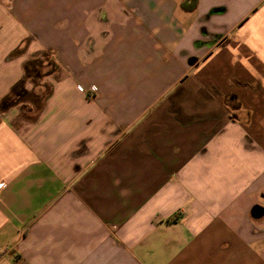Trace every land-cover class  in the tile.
<instances>
[{
	"label": "crops",
	"instance_id": "1",
	"mask_svg": "<svg viewBox=\"0 0 264 264\" xmlns=\"http://www.w3.org/2000/svg\"><path fill=\"white\" fill-rule=\"evenodd\" d=\"M185 1L0 0V264H264V0Z\"/></svg>",
	"mask_w": 264,
	"mask_h": 264
},
{
	"label": "trees",
	"instance_id": "2",
	"mask_svg": "<svg viewBox=\"0 0 264 264\" xmlns=\"http://www.w3.org/2000/svg\"><path fill=\"white\" fill-rule=\"evenodd\" d=\"M197 3H198V0H186L182 4L181 8L184 11L191 12V11L196 9ZM42 58H41V60H40V58L30 60L26 64V66H25V79L22 82H20V84L16 88V91L23 88V84H24L25 80L34 81V79L43 78L44 76H47V75H50V74L56 72L57 65H55V63L52 60H50L49 53H46V52L42 53ZM14 94H15V92L10 93L1 101V103H0L1 109H7L10 106H12L18 102L16 100L17 102L14 101V102L10 103V100L13 98ZM31 94L33 96H36L35 101L33 100L34 105H35L37 102L40 101V99H39L40 97H38L35 93H31ZM36 105H38V103Z\"/></svg>",
	"mask_w": 264,
	"mask_h": 264
},
{
	"label": "flooded vegetation",
	"instance_id": "3",
	"mask_svg": "<svg viewBox=\"0 0 264 264\" xmlns=\"http://www.w3.org/2000/svg\"><path fill=\"white\" fill-rule=\"evenodd\" d=\"M13 98L10 100V103L14 101L17 102L20 100H25V99H29L30 101H33V100L35 101L36 96H33L31 93L27 92L26 90L22 88L15 92Z\"/></svg>",
	"mask_w": 264,
	"mask_h": 264
},
{
	"label": "rangeland",
	"instance_id": "4",
	"mask_svg": "<svg viewBox=\"0 0 264 264\" xmlns=\"http://www.w3.org/2000/svg\"><path fill=\"white\" fill-rule=\"evenodd\" d=\"M40 57V60H41V58H42V55H40L39 56ZM43 59V58H42ZM27 81V83H26V86H28L29 88H31V85L29 84V83H32V84H37V85H43L44 83H48V80H46V79H43V78H39V79H34V81H32V80H26ZM34 82V83H33ZM49 84V83H48ZM33 87V86H32ZM31 91V90H30ZM40 99V98H39ZM25 102H28V104H31L30 103V100L29 99H25L24 100ZM31 102H33V101H31ZM25 115V114H24ZM35 115V113L33 112V114H30V115H26V118L27 117H33Z\"/></svg>",
	"mask_w": 264,
	"mask_h": 264
},
{
	"label": "built area",
	"instance_id": "5",
	"mask_svg": "<svg viewBox=\"0 0 264 264\" xmlns=\"http://www.w3.org/2000/svg\"><path fill=\"white\" fill-rule=\"evenodd\" d=\"M78 90L83 92V88L78 86ZM5 189V183H0V192ZM3 254H0V260L2 259Z\"/></svg>",
	"mask_w": 264,
	"mask_h": 264
}]
</instances>
